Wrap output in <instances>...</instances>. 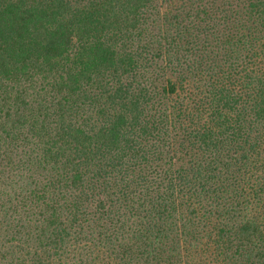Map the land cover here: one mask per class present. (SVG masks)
<instances>
[{"label":"trees","instance_id":"16d2710c","mask_svg":"<svg viewBox=\"0 0 264 264\" xmlns=\"http://www.w3.org/2000/svg\"><path fill=\"white\" fill-rule=\"evenodd\" d=\"M0 264H264V0H0Z\"/></svg>","mask_w":264,"mask_h":264}]
</instances>
